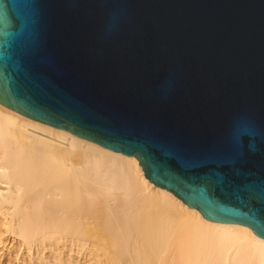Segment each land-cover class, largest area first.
Listing matches in <instances>:
<instances>
[{"label": "water", "instance_id": "obj_1", "mask_svg": "<svg viewBox=\"0 0 264 264\" xmlns=\"http://www.w3.org/2000/svg\"><path fill=\"white\" fill-rule=\"evenodd\" d=\"M0 103L264 238V0H0Z\"/></svg>", "mask_w": 264, "mask_h": 264}, {"label": "bare ground", "instance_id": "obj_2", "mask_svg": "<svg viewBox=\"0 0 264 264\" xmlns=\"http://www.w3.org/2000/svg\"><path fill=\"white\" fill-rule=\"evenodd\" d=\"M142 169L0 103V227L39 264H264L250 227L206 219Z\"/></svg>", "mask_w": 264, "mask_h": 264}, {"label": "rangeland", "instance_id": "obj_3", "mask_svg": "<svg viewBox=\"0 0 264 264\" xmlns=\"http://www.w3.org/2000/svg\"><path fill=\"white\" fill-rule=\"evenodd\" d=\"M0 234V264H39L36 253H28L26 248H20L19 241L13 235L4 232L1 227ZM47 256L50 255L47 253Z\"/></svg>", "mask_w": 264, "mask_h": 264}]
</instances>
